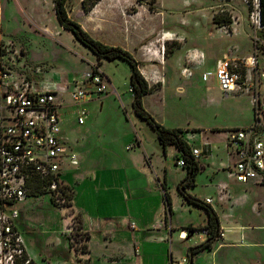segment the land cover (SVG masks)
I'll return each instance as SVG.
<instances>
[{
  "label": "rangeland",
  "instance_id": "rangeland-1",
  "mask_svg": "<svg viewBox=\"0 0 264 264\" xmlns=\"http://www.w3.org/2000/svg\"><path fill=\"white\" fill-rule=\"evenodd\" d=\"M91 1L85 0V5L90 4ZM83 5V0H68L66 3L68 15L102 43L122 47L121 40L124 37L121 35L127 30L140 31L141 35L152 30L151 38L142 40L141 45L148 42L152 46L156 43L160 47L161 54L166 50V54H163L166 60L163 67L166 84L161 95L165 108L158 114L152 115L157 121L160 119V123L162 121L168 126L200 128L201 131L198 133L200 140L211 144L215 165L212 170L219 172L217 175L213 174V183L225 181L231 185L235 182L226 170L222 168L217 170V166L222 161L229 162L230 158L225 149L226 134L213 132L211 128L222 125L243 126L251 123L250 97L238 93L225 96L215 83V79L202 82L199 78L205 68H211V63L228 50L232 49L239 57L251 53L254 36L248 25L245 5L240 0H141L140 3L137 0H97L87 11L84 10ZM0 9V71L8 74V77L0 78L1 124L6 114L2 94L12 89L14 84L22 86L24 82H28L33 88L41 89L68 82V86L71 87L72 79L89 69L92 63H96V58L87 47L73 37L71 32L58 25L53 0H0ZM213 16L224 18L229 16L231 23L228 25L215 23ZM42 24H45V27H42ZM162 38L166 41L161 42ZM187 53L203 54L206 57L205 66L195 72V76L191 79L180 75V69L185 66L184 60L188 58H185ZM100 66L106 73L112 75L119 87L118 90L124 95L120 101L112 92L106 99L102 112H99L100 100L92 102L83 125L75 124L76 116L68 121L66 136L71 143L79 139L77 145L86 158L87 168L95 165L93 158L96 154L91 151L96 141L105 142L107 148L111 145L118 154H127L124 149L127 143L126 137L129 130L134 133L135 128L151 149L156 150L159 142L152 137V129L146 121L138 117L133 109H129L130 65L124 60L104 59ZM180 83L183 87L178 91L177 84ZM150 96L147 101L152 102V95ZM124 108L130 110L129 118L125 115ZM71 111L72 108H69L67 113ZM95 116L97 119L93 121ZM123 119L128 124V131L120 126ZM120 127L122 131L118 130ZM122 135L124 137H121ZM81 137L85 138L84 141H81ZM171 152L172 148H169L167 163L171 161V167L167 189L175 205L174 220L180 222L183 221L182 218L191 215L185 206H180L181 203H186L177 188L184 170L180 166L174 167ZM160 153L163 155L161 149L158 151V154ZM210 176L209 172L200 174L193 192L201 194L207 190ZM248 185L250 187L246 191L234 187L233 193L237 203L235 210L240 213L254 212L253 218L264 223V184L248 183ZM70 189L72 193L69 204L59 205L55 199L54 202L52 201L54 197L47 190H41L42 194L36 195L34 192V196L26 198L17 205L19 215L13 224L23 236L24 249L27 258L31 260L29 264H89L88 258L84 256L86 253L84 246L87 244L86 232L78 229L80 219L72 208L74 188L70 187ZM193 209L192 217L200 220V211L194 207ZM230 225L229 222L224 223L225 232ZM255 232L256 234L259 232L260 238L264 239V230ZM96 238L94 235L91 239L92 246L94 245L96 249L92 261L121 264L108 258H98ZM117 238L115 241L120 244L122 238ZM194 242L196 238L189 241L173 236V242H167L165 245L166 256L163 262L168 263L171 246L173 247L171 264H176L186 255L185 245ZM110 252L111 249L107 254L109 255ZM251 252L252 264H264V247L255 248ZM151 254L152 252L147 250L144 264H152V258L149 256ZM207 255V252H203L196 256L194 264H207ZM154 262L159 264V258L156 257ZM236 263L237 258L231 262V264ZM0 264H5V258L1 253ZM184 264L189 262L186 261Z\"/></svg>",
  "mask_w": 264,
  "mask_h": 264
},
{
  "label": "crops",
  "instance_id": "crops-1",
  "mask_svg": "<svg viewBox=\"0 0 264 264\" xmlns=\"http://www.w3.org/2000/svg\"><path fill=\"white\" fill-rule=\"evenodd\" d=\"M44 25L45 24H42L41 26L45 27ZM136 33L139 37L136 36ZM151 33L152 30H149L147 34L141 35L140 31L127 30L125 34L121 35L124 37V39L121 40V46L131 53L133 51V56L139 61L138 68L147 80L148 84L150 86L158 85L157 88L152 89L151 92L143 95L142 97V104L144 108L151 114L156 115L159 111H163L165 108V102L161 98V95H163L162 89L166 84L165 73L163 72L166 60L163 58V54L160 53V47H158L156 43L155 45L152 44V46H150L148 42L141 45L142 40H149V38H151ZM164 39L165 38H162L161 42L166 41ZM161 42L159 44H161ZM185 58L184 62H187L192 68V76L186 79H191L195 76V72L205 66L206 57L204 56V58L201 59V57L196 53H187ZM215 60L211 63L212 67L215 64ZM93 64L94 63H92V65ZM101 66L99 69L104 74L108 82V92L105 96L99 99V112H102L106 99L112 92L117 95L120 101L124 95L118 90L119 87L116 85L112 75L106 73ZM206 69L210 68H205L204 70ZM77 78H73L72 81ZM65 84L69 83L65 82ZM182 87L181 83L177 84L178 91H181ZM130 93L131 99L129 109H132L131 104L133 96L131 90ZM150 95H152V102L147 101L150 99ZM61 99H63L64 103L61 102L59 113L62 119V129L66 133L68 121H71L74 119L73 117L76 116L75 106L69 99L68 94H62ZM95 100L96 99L93 97L87 99L86 106L89 107ZM69 108H72V111L67 113ZM124 110L125 115L129 118L130 110H126V108H124ZM96 117L97 116H95L93 121L97 119ZM159 120L160 119H158V122ZM74 121L75 124L79 125L76 118ZM161 123L163 126L168 128L183 129L181 136L189 145L190 153L193 148H198L203 151V153L195 159L202 166V168L196 174L194 186L197 184L198 176L203 172H209L211 175L208 180V189L204 190L201 194L193 192L194 186L187 187L186 191L204 202L207 198L211 199V201L207 204L217 213L220 231L223 235L214 241L210 250H204L194 255L193 263L196 256L203 252H207V264H231V262L236 258V264H252L250 256L252 253L251 251L258 247H264V239L260 238L261 236L259 235V232L257 234L255 232L260 230L263 231L264 223L253 218L254 212L245 211L244 213H240L235 210L237 203L233 193L234 187L243 188L244 191H246L247 188L250 187L248 183L254 182H248L246 184L239 183L235 180L231 169L236 158L227 143V136L230 130L246 127L251 123L243 126L222 125L211 128V131L213 132L218 131L226 134L225 149L230 160L229 162L222 161L217 166V170L222 168L234 178L235 182H232L231 185L225 181L213 183V174L217 175L219 172H214L212 170L215 165L213 161L214 156L212 155L210 148L211 144L207 143V141L200 140L198 135L201 131L200 128H185L175 125L168 126L162 121ZM120 126L127 129L126 131L129 130L128 124L124 119L121 120ZM133 126L135 125L133 124ZM121 127L118 130H121ZM87 129L88 128H85V130ZM129 131V134L126 137L127 143L124 145V149L127 154H118V151L113 149L111 145L107 148L105 142L96 141V143L92 145L91 151L96 154L95 158H93L95 165L88 168L85 167L86 158L81 154L79 146L77 145L79 139H75L74 143L70 142V146L78 155V162L74 166L70 164L64 166L63 180L67 185H69V187L74 188L72 208L79 216L80 229L85 231L88 235L86 242L87 251L84 256L88 258L89 264H103L92 261V256L96 253L95 246H92L91 242L94 235L97 237L96 242L98 245L96 247L99 249L97 252L98 258H108L109 260L118 261L121 264L122 262H125V264H144V258L148 250L149 252H152V254L149 255L152 258V264H158L154 262L156 257L160 260L159 264H166L163 262V259L166 256L164 253L166 243H172L173 236L177 239H181L179 233L181 230L187 231L185 229L186 226L197 228L205 225L207 222L206 211L202 207L189 204L186 201L185 204L181 203L180 206H185L187 210H189L188 213L191 217H186L185 219L182 218L183 221L180 222L174 220V201L168 189H166L170 196L172 208V213L168 212L164 194L165 190L162 187V183H165L166 187H168L167 185L171 167V161L167 163L169 148H172L170 156L172 157L174 167H179L175 164L176 156L178 155L177 148L174 145L162 146L160 142H158L159 144L157 143L156 150L154 148L151 149L148 143L140 137L135 128L134 133H132L131 130ZM121 137L124 136L122 135ZM152 137L157 139L153 130ZM84 139V137H81V141H84ZM157 141L159 140L157 139ZM111 142L112 141H110V143ZM130 145H132L131 148ZM160 149L163 151V155L162 153L158 154ZM130 151L133 152L130 153ZM181 168L184 172L182 173L179 182L185 177L187 172L185 167ZM255 186L261 187L262 185ZM193 207L200 211V220H195L192 217V211L194 210ZM131 222L134 223V228L130 227ZM225 222H229L231 224L227 227L228 233L225 232V229H223ZM206 236L207 234L202 231H199L197 234H192V232L188 233L187 231V235L184 240L190 241L191 239L196 238V242L185 245V254L188 247L194 246L205 240ZM117 237L122 238L120 244L115 241L118 239ZM110 249L111 252L108 255L107 252H109ZM220 252H222V254H220ZM28 253L30 254V252ZM170 254L171 257H168L167 264H171L173 256L172 246Z\"/></svg>",
  "mask_w": 264,
  "mask_h": 264
},
{
  "label": "built area",
  "instance_id": "built-area-1",
  "mask_svg": "<svg viewBox=\"0 0 264 264\" xmlns=\"http://www.w3.org/2000/svg\"><path fill=\"white\" fill-rule=\"evenodd\" d=\"M232 1V0H230ZM247 9L248 25L253 32V49L247 56L239 57L228 50L215 60L212 68L201 72L200 79H215L225 94H246L252 105V122L246 127L228 132L227 143L235 156L231 169L239 183H264V19L260 13V0H240ZM204 58V55H199ZM185 78L192 76V68L185 63L180 69ZM8 74L0 71V78ZM108 92V82L99 67L90 66L72 81V86L51 85L35 89L28 82L14 84L3 95L6 114L0 124V253L5 264H28L25 258L24 239L13 221L19 215L17 205L30 197L34 184H40L59 205H64V191L68 185L63 180L65 165H76L78 155L70 146L62 129L59 108L62 94H68L75 106L76 121L83 124L89 114L87 99H100ZM203 153L191 150L194 159ZM180 167L184 159L175 160ZM70 188V187H69ZM210 198L205 200L209 203ZM130 227L134 228L133 222ZM206 230L193 229L199 233ZM179 233L181 239L186 234ZM223 233L220 232V236ZM188 261L186 255L176 264Z\"/></svg>",
  "mask_w": 264,
  "mask_h": 264
},
{
  "label": "trees",
  "instance_id": "trees-1",
  "mask_svg": "<svg viewBox=\"0 0 264 264\" xmlns=\"http://www.w3.org/2000/svg\"><path fill=\"white\" fill-rule=\"evenodd\" d=\"M68 0H53V9L56 21L58 25L69 32L72 33L73 37L82 45L87 47L96 58V63L92 66L99 67L103 59L108 60H124L126 61L131 68L129 85L130 90L132 92V109L136 113L138 117L145 120L146 123L151 127V129L155 132L157 139L159 140L162 146L166 145H174L178 150V155L176 156V160L180 158L184 159L186 165L184 166L187 170L185 177L178 183L177 188L179 193L182 195L183 200L189 204H193L199 207H202L207 213V222L203 226H199L195 229L206 230L207 236L206 239L197 243L194 246H190L186 250V257L189 264L193 263L194 255L198 254L204 250H210L214 241L220 237V225L219 218L217 213L209 206L207 203L197 198L194 195H191L186 191V188L189 186L195 185V177L198 171L202 168V166L198 163L197 160L191 155L189 151V145L181 136L182 128H168L160 124L150 112H148L143 104L142 97L143 95L152 91V89L157 88L158 85H149L145 77L140 72L138 65L139 61L133 56L131 52L127 49H124L117 45H108L102 43L101 41L93 38L87 31H85L82 26L72 19L67 12L66 3ZM141 0H137L140 3ZM97 0H92L90 4L85 5V0H83V8L85 11L89 10V6H93ZM260 13L261 17L264 19V0H260ZM213 21L215 23H220L222 25H228L231 23L230 17H222V16H213ZM163 54H166V50H164ZM162 187L165 192V199L168 207V212L172 213L171 208V200L170 196L167 192V187L165 183H162ZM44 190L40 184H34L30 190V196L40 195ZM35 192V194H34ZM71 189L68 188L64 191V195L66 197V203H70L71 199ZM54 202V198H52ZM64 204V205H65ZM78 229L80 227L78 226ZM185 229L190 233L194 228L186 226ZM86 239L88 235H85ZM85 245V244H83ZM84 248H87L85 245ZM87 251V250H86ZM85 252V250H84ZM27 259V255H25ZM31 260L28 261V264Z\"/></svg>",
  "mask_w": 264,
  "mask_h": 264
},
{
  "label": "bare ground",
  "instance_id": "bare-ground-1",
  "mask_svg": "<svg viewBox=\"0 0 264 264\" xmlns=\"http://www.w3.org/2000/svg\"><path fill=\"white\" fill-rule=\"evenodd\" d=\"M183 232H182V235H184V234H186V231L185 230H182Z\"/></svg>",
  "mask_w": 264,
  "mask_h": 264
},
{
  "label": "water",
  "instance_id": "water-1",
  "mask_svg": "<svg viewBox=\"0 0 264 264\" xmlns=\"http://www.w3.org/2000/svg\"><path fill=\"white\" fill-rule=\"evenodd\" d=\"M169 256L171 257V254H169Z\"/></svg>",
  "mask_w": 264,
  "mask_h": 264
}]
</instances>
